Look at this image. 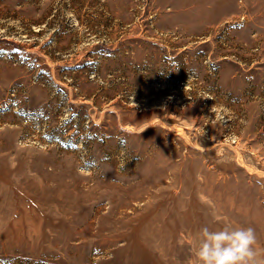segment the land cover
<instances>
[{
    "label": "rangeland",
    "instance_id": "374dc122",
    "mask_svg": "<svg viewBox=\"0 0 264 264\" xmlns=\"http://www.w3.org/2000/svg\"><path fill=\"white\" fill-rule=\"evenodd\" d=\"M226 224L264 250V0H0V264H193Z\"/></svg>",
    "mask_w": 264,
    "mask_h": 264
},
{
    "label": "clouds",
    "instance_id": "9594fccd",
    "mask_svg": "<svg viewBox=\"0 0 264 264\" xmlns=\"http://www.w3.org/2000/svg\"><path fill=\"white\" fill-rule=\"evenodd\" d=\"M256 244L251 227L233 228L226 224L213 230L204 226L195 241L193 264H264V259L259 258L264 250Z\"/></svg>",
    "mask_w": 264,
    "mask_h": 264
}]
</instances>
